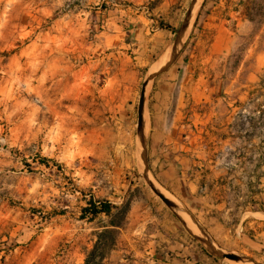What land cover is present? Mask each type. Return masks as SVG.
Segmentation results:
<instances>
[{
	"label": "rangeland",
	"instance_id": "obj_1",
	"mask_svg": "<svg viewBox=\"0 0 264 264\" xmlns=\"http://www.w3.org/2000/svg\"><path fill=\"white\" fill-rule=\"evenodd\" d=\"M191 2L0 0V264H87L107 229L115 245L90 264H153L137 255L151 235L186 230L144 178L142 90L148 163L165 123L224 140L232 84L264 57V0H200L173 59ZM97 201L112 214L86 213Z\"/></svg>",
	"mask_w": 264,
	"mask_h": 264
},
{
	"label": "crops",
	"instance_id": "obj_2",
	"mask_svg": "<svg viewBox=\"0 0 264 264\" xmlns=\"http://www.w3.org/2000/svg\"><path fill=\"white\" fill-rule=\"evenodd\" d=\"M163 44L148 40L154 49ZM256 72L232 84L241 107L232 109L224 140L212 123H165L147 154L154 181L186 217L226 250L264 264V57ZM183 226L175 236L151 235L157 246L137 255L153 264H233L209 249L197 227Z\"/></svg>",
	"mask_w": 264,
	"mask_h": 264
},
{
	"label": "water",
	"instance_id": "obj_3",
	"mask_svg": "<svg viewBox=\"0 0 264 264\" xmlns=\"http://www.w3.org/2000/svg\"><path fill=\"white\" fill-rule=\"evenodd\" d=\"M199 1L200 0H192V2H191L187 16H186V18H185V20L181 26L180 31L178 32V36H177V38L174 42V45H173V51H174L173 56H172L173 59H174L175 54L178 50L181 39L186 32L187 24H188L189 20L191 19L193 11L196 9ZM169 65H170V62L168 64H166V66L164 68H162L159 72L153 74L151 76V78L153 79L157 76V74L161 73L162 71H165ZM146 85H147V83H146ZM146 85L144 86V89L142 90V93H141L140 103H139V107H138V124H137V139H138L139 145L141 147V152L143 155V164H144V169H145L144 178H145L146 182L151 187L153 192L162 200V202L171 210V212L183 224H185L186 226L187 225H193L199 229L201 234L204 236V238L208 244L209 249L216 256L223 258V259H227V260H229L235 264H245V261L243 260V258L236 255L235 253L228 252L227 254H225V252H227V251L223 250L213 239H211V237H209V235L203 229L199 228L198 225L194 221H192L188 217H186L177 208V205L173 201H171L164 193H162L161 190L155 185V181L152 177V173H151V170L148 166L147 158H146V144H145V113H146V104H147V97H146V92H145L146 91Z\"/></svg>",
	"mask_w": 264,
	"mask_h": 264
},
{
	"label": "trees",
	"instance_id": "obj_4",
	"mask_svg": "<svg viewBox=\"0 0 264 264\" xmlns=\"http://www.w3.org/2000/svg\"><path fill=\"white\" fill-rule=\"evenodd\" d=\"M115 209V207L107 202L104 201H97V202H90L89 206L87 208H85V212L88 213L89 215H92L93 217H96L100 214H106V215H111L113 210ZM114 228H118V225H113ZM116 229H107L105 230V232L103 234H105L106 236L111 235L112 236V240L107 241V239L105 238V240L102 241V239H99V245H97L95 247V249L93 250V252L90 254L88 260H87V264H90L91 261H93L94 259H96L97 257L102 260L103 257H105V252L106 250L111 248V245H115V238H113V234H115ZM102 237V234L101 236Z\"/></svg>",
	"mask_w": 264,
	"mask_h": 264
},
{
	"label": "bare ground",
	"instance_id": "obj_5",
	"mask_svg": "<svg viewBox=\"0 0 264 264\" xmlns=\"http://www.w3.org/2000/svg\"><path fill=\"white\" fill-rule=\"evenodd\" d=\"M158 67V66H157ZM159 188V187H158ZM164 194H166L171 200H174L173 197L171 195H169L166 192H163ZM175 201V200H174ZM176 202V201H175ZM243 260L245 261V259L243 258ZM245 264H252V263H245Z\"/></svg>",
	"mask_w": 264,
	"mask_h": 264
}]
</instances>
